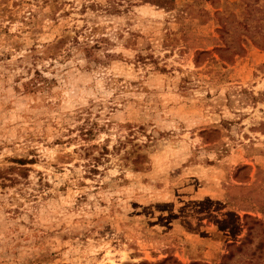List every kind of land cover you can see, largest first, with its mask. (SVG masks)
<instances>
[{
  "label": "rangeland",
  "instance_id": "374dc122",
  "mask_svg": "<svg viewBox=\"0 0 264 264\" xmlns=\"http://www.w3.org/2000/svg\"><path fill=\"white\" fill-rule=\"evenodd\" d=\"M0 264H264V0H0Z\"/></svg>",
  "mask_w": 264,
  "mask_h": 264
}]
</instances>
